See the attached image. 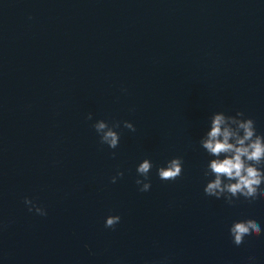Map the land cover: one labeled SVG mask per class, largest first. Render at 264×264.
Masks as SVG:
<instances>
[{"label":"water","instance_id":"obj_1","mask_svg":"<svg viewBox=\"0 0 264 264\" xmlns=\"http://www.w3.org/2000/svg\"><path fill=\"white\" fill-rule=\"evenodd\" d=\"M238 111L264 134V0H0V264H264V199L204 193L200 138ZM245 219L262 235L236 246Z\"/></svg>","mask_w":264,"mask_h":264},{"label":"clouds","instance_id":"obj_2","mask_svg":"<svg viewBox=\"0 0 264 264\" xmlns=\"http://www.w3.org/2000/svg\"><path fill=\"white\" fill-rule=\"evenodd\" d=\"M92 118V113H89L87 119ZM120 126L119 121L109 123L103 119L97 120L92 125L100 143L111 149L119 146L120 134L116 129ZM123 126L133 132L136 131L135 126L129 121H124ZM199 143L206 153L213 157L208 161L203 172L205 178L212 177L204 187L207 196L224 198L229 205L234 204L240 197L250 204L264 199V134L257 133L252 118H245L242 111L236 112L235 115L215 112L210 117V126ZM112 155L115 156L116 153L113 152ZM152 168L153 163L147 158L138 164L137 174L143 178L136 180V184L140 186L139 191L150 190L149 173ZM157 174L164 181L178 179L183 174V158L174 157L168 160L166 166L157 168ZM123 175V172L118 171L111 178L112 183ZM24 202L31 205L29 211L34 208L37 214L47 215L45 209L34 205L27 197ZM120 219L118 215H109L105 220V227L115 228ZM229 234L233 243L241 246L246 239L261 236L262 228L253 219L238 220L233 221ZM249 259L254 260L252 257Z\"/></svg>","mask_w":264,"mask_h":264}]
</instances>
